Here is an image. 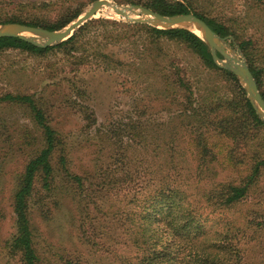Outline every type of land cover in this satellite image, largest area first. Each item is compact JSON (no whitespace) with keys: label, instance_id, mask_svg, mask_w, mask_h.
<instances>
[{"label":"trees","instance_id":"1","mask_svg":"<svg viewBox=\"0 0 264 264\" xmlns=\"http://www.w3.org/2000/svg\"><path fill=\"white\" fill-rule=\"evenodd\" d=\"M116 1L141 4L165 15L194 13L204 19L231 45L242 49L264 97V48L258 37L248 32L243 10L232 9L236 0ZM84 2L0 0V23L18 22L56 30L76 18ZM245 4L247 12L264 10V0H245ZM44 12L56 15L47 18ZM111 45L128 56L117 57V52L110 51ZM169 45L184 49L189 56L171 55ZM9 49L41 58L62 57L57 67L52 66L49 76L58 86L65 85L64 96H73L72 106L84 121L80 131L95 140L89 143L95 157L82 171L74 168L75 147L51 123L43 94L7 92L0 96V105L22 108L34 125L20 137V152L28 160L17 176L12 199L15 230L0 245V264H54L41 249L40 234L32 219L38 212L49 216L63 202L75 205L80 236L92 245L99 243L95 234L106 228V223L120 222L131 236L137 262L121 255L108 257L101 252L102 242V247L96 249L101 254L96 264L242 261L241 251L232 242L231 249H222L227 245L222 238L238 232L246 239L245 244L251 245L264 232V190L259 184L264 152L253 145L246 148L254 128L264 129V122L238 77L215 63L204 40L184 28L165 29L99 18L86 22L69 39L52 46L1 37L0 52ZM86 69L124 74L143 99L151 97L150 102L168 108L167 121L131 118L128 122L106 121L98 126L95 111L78 100L84 94L75 77ZM2 153L0 150V158ZM221 172L226 176L219 178ZM253 197L257 198L253 205L258 207H246L239 218L224 219L227 223L216 243H201L208 232L205 219L249 205ZM1 222L2 219L0 231ZM233 254L237 255L235 262ZM55 262L89 264L81 259Z\"/></svg>","mask_w":264,"mask_h":264},{"label":"rangeland","instance_id":"2","mask_svg":"<svg viewBox=\"0 0 264 264\" xmlns=\"http://www.w3.org/2000/svg\"><path fill=\"white\" fill-rule=\"evenodd\" d=\"M84 1L85 4L81 13L67 25L85 13L96 0ZM111 1L120 5L135 4L120 3L116 0ZM233 4V10H243L242 15L246 18L248 32L251 35L255 34L264 48V10L247 12L245 0H236ZM55 15V12H44V16L47 18H53ZM99 18L135 23L128 22L114 13L110 14L104 11V9L92 19ZM228 43L230 44V42ZM231 46L236 49V46ZM168 48L171 55L178 53L180 58L187 54L180 47L169 45ZM109 49L111 52H117V57L123 58L128 56L126 51L118 50V46L111 45ZM241 52L247 60L244 52ZM58 60L62 61V57L51 56L41 58L19 49H9L0 52V96L7 92L43 94L47 101L46 108L51 123L57 125L67 142L75 147L73 151V157L75 158L74 168L80 172L93 163H91V160L95 155L93 148L89 147V143L95 142V140L92 139V136L88 134L83 135L80 131L84 121L82 120L81 114L76 112V108L72 106L74 103L73 96H64L65 85L58 86L56 82H53L54 79H51L49 76L52 73V66L57 67L60 64ZM69 75L73 76L72 73ZM75 79L78 81L77 85L82 88V93L84 94V96L78 97V100L84 101L95 111L98 126L106 121L112 122L118 120L128 122L131 118L134 120L138 118L143 120L148 119L149 121H154V123H161L168 119V108L159 106L156 101L150 102L151 97H145L143 99L141 93L134 90L137 89V86L127 80L124 74L86 69L79 72ZM238 81L242 85L239 79ZM55 86H57L56 91H54ZM144 103H151L153 106L152 108H148V106L143 105ZM144 112L145 114H143ZM140 114H143V116L140 117ZM33 128V121L28 116L27 111L11 104L0 105V150L3 152L0 158V219H2L0 245L3 239L10 236L15 230L12 207L13 192L16 186L17 176L28 160L26 154L20 152V137L24 130H31ZM251 145L264 152V129L262 127L254 128L253 136L250 137L246 148L251 149ZM1 146L5 147L6 151ZM224 175L226 176L224 172H221L219 178H222ZM259 184L264 190V171L261 174ZM199 193L200 197L202 191ZM251 201L252 203H248L249 205L237 206L229 211H225L223 214L216 213L210 219H205L204 225L208 232L202 236L201 243L206 241L216 243L218 233L223 230L225 227L224 224L227 223L224 222V219L239 218L246 207H258V205H253L257 201V198L253 197ZM130 206L132 207L133 205ZM105 207L103 205V208ZM75 208V205L72 203L63 202L49 216H42L39 212L33 216L32 221L34 227L38 231V234H40L41 249L45 256H49L54 261V264H58L55 261H63L65 259H81L89 264H96L94 263L95 259L97 257L101 258L100 252L96 249L100 248L102 242H104V245L103 247L101 246V249H103L101 252L105 251L108 257H111V255H121V258L127 257L134 263L137 262V248L131 246L132 238L125 232V228L120 226V222L116 224H103L106 228L98 230L95 234V239L99 243L92 245L85 239L86 237L82 238L80 236L81 231ZM223 240L227 242V245L222 247V249H231L229 243L232 242L235 244L233 247L241 251L240 256L242 261L239 264H264V232L259 238L253 240L251 245L250 243L245 244L244 240L246 239L238 232L235 235H230L228 238H222ZM61 256H64V259H61ZM232 258V261L235 262L237 255L233 254ZM104 263L108 264L107 262L101 261V264ZM119 263L117 262V264Z\"/></svg>","mask_w":264,"mask_h":264},{"label":"water","instance_id":"3","mask_svg":"<svg viewBox=\"0 0 264 264\" xmlns=\"http://www.w3.org/2000/svg\"><path fill=\"white\" fill-rule=\"evenodd\" d=\"M105 7H111L115 15L128 22L146 23L165 29L184 28L194 33L196 31L187 23L198 26L201 33L196 34L209 46L215 63L232 71L238 77L253 108L264 121V97L242 50L238 46L236 49L232 47L226 37L220 36L204 19L194 13L165 15L139 4L120 5L111 0H96L85 13L62 29L50 30L18 22L3 23L0 24V38L19 37L41 47L56 45L73 36L84 23L95 17Z\"/></svg>","mask_w":264,"mask_h":264},{"label":"bare ground","instance_id":"4","mask_svg":"<svg viewBox=\"0 0 264 264\" xmlns=\"http://www.w3.org/2000/svg\"><path fill=\"white\" fill-rule=\"evenodd\" d=\"M104 11H107L110 14L114 13V10L111 7H105ZM187 24H189V26H191L196 31V33H199V34L201 33V30L198 26H195L191 23H187Z\"/></svg>","mask_w":264,"mask_h":264}]
</instances>
